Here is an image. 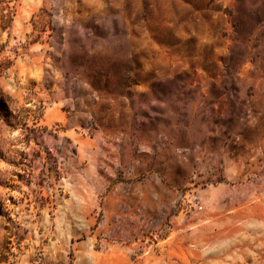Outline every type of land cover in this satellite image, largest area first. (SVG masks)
<instances>
[{"label":"rangeland","instance_id":"rangeland-1","mask_svg":"<svg viewBox=\"0 0 264 264\" xmlns=\"http://www.w3.org/2000/svg\"><path fill=\"white\" fill-rule=\"evenodd\" d=\"M0 264H264V0H0Z\"/></svg>","mask_w":264,"mask_h":264}]
</instances>
